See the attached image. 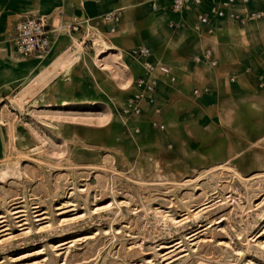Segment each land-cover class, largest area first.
<instances>
[{
    "label": "rangeland",
    "instance_id": "1",
    "mask_svg": "<svg viewBox=\"0 0 264 264\" xmlns=\"http://www.w3.org/2000/svg\"><path fill=\"white\" fill-rule=\"evenodd\" d=\"M0 32V264H264V109L189 141L55 125Z\"/></svg>",
    "mask_w": 264,
    "mask_h": 264
},
{
    "label": "crops",
    "instance_id": "2",
    "mask_svg": "<svg viewBox=\"0 0 264 264\" xmlns=\"http://www.w3.org/2000/svg\"><path fill=\"white\" fill-rule=\"evenodd\" d=\"M170 1L0 0V32L10 27L11 39L23 15H44L56 29L53 47L27 58V103L55 125L76 120L78 139L86 140L82 130L123 129L143 141L159 136L164 145L189 141L194 128L232 119L239 110L264 109V19L244 25L213 20L210 32H198L193 23L199 9L173 13ZM210 3L205 0L202 9ZM246 9L264 12V0L238 1L241 15ZM107 12L120 16L113 32L100 21ZM74 23L78 29L71 30ZM139 46L150 50L148 61L168 65L175 81L156 70L159 112L146 106L139 117L126 119L116 110L143 73L129 53ZM207 49L215 63L204 58ZM205 86L207 92L192 93Z\"/></svg>",
    "mask_w": 264,
    "mask_h": 264
},
{
    "label": "built area",
    "instance_id": "3",
    "mask_svg": "<svg viewBox=\"0 0 264 264\" xmlns=\"http://www.w3.org/2000/svg\"><path fill=\"white\" fill-rule=\"evenodd\" d=\"M205 0H171L169 10L173 13H181L191 11L193 8L199 10L195 13L193 27L196 31L212 30V21L227 18L231 23L244 25L253 20L264 19V12L258 10H245V14L241 15L237 10L238 1L247 4L249 0H211L207 9H202ZM245 7V6H244ZM202 9V10H200ZM120 19L117 12H107L100 16V21L109 24V31H115V26ZM171 25L177 26L171 22ZM71 30L78 29V23L69 25ZM56 29L50 25L48 18L44 15H23L14 25L13 28V45L15 50L22 55L37 54L49 51L54 43V32ZM129 53L134 56L142 65L143 73L138 75L133 84L136 88L135 92L128 96L125 101L116 110L117 113L126 119L139 117L144 107L151 106L152 111L159 112L157 105L158 78L155 71L159 70L165 74L170 82L175 81V77L171 74L168 65L160 62L152 63L148 61L151 52L146 46H139L131 49ZM205 59L211 63H215L211 59V51L209 49L203 52ZM198 59V57H195ZM233 80V78H230ZM208 87L194 88L192 93L197 96L201 92H207ZM154 126L163 128L162 124L152 122ZM137 132V129H135Z\"/></svg>",
    "mask_w": 264,
    "mask_h": 264
}]
</instances>
